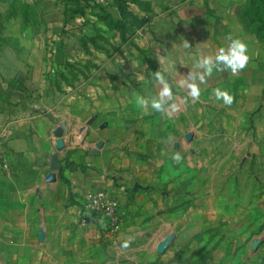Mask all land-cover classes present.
<instances>
[{
    "label": "crops",
    "instance_id": "0c3cea01",
    "mask_svg": "<svg viewBox=\"0 0 264 264\" xmlns=\"http://www.w3.org/2000/svg\"><path fill=\"white\" fill-rule=\"evenodd\" d=\"M246 1L121 0L124 15L119 0H0V264H264V244L244 257L198 240L264 222V33L245 18ZM229 34L249 45L243 71L215 72L172 117L143 114L133 93L155 95V71L175 63L165 74L182 102L176 85L191 58L214 54ZM217 87L234 95L231 106L214 98ZM216 126L239 145L226 154L205 145ZM216 152L226 160H211ZM92 190L121 202L117 234L80 224Z\"/></svg>",
    "mask_w": 264,
    "mask_h": 264
},
{
    "label": "clouds",
    "instance_id": "9594fccd",
    "mask_svg": "<svg viewBox=\"0 0 264 264\" xmlns=\"http://www.w3.org/2000/svg\"><path fill=\"white\" fill-rule=\"evenodd\" d=\"M226 46L219 47L214 54H205L200 52L198 56H193L192 63L186 75H182L177 82V87L186 93V97L182 102H178L177 96L173 92V85L166 76L165 71L169 73L175 69L176 65L170 59L167 60L168 69L165 71L157 70L152 76L158 89L155 95L144 96L139 93H133L135 104L142 110L144 115H150L151 112H158L165 118L172 117L173 114L179 112L182 103H186L190 98L193 103L200 100L201 86H207L209 80L215 72H230L237 75L243 71L250 60L249 45L238 36L229 34L225 37ZM182 48L191 49L192 45L187 41H182ZM160 63L165 62L166 57L158 54ZM213 96L217 101H222L225 106H231L235 97L226 89L219 87L213 89ZM149 109L151 111H149ZM175 138L169 137L166 144L169 148H173ZM167 153H161L166 155ZM170 159L175 164H181L183 156L180 151H173ZM134 237H128L122 247L130 246Z\"/></svg>",
    "mask_w": 264,
    "mask_h": 264
},
{
    "label": "rangeland",
    "instance_id": "374dc122",
    "mask_svg": "<svg viewBox=\"0 0 264 264\" xmlns=\"http://www.w3.org/2000/svg\"><path fill=\"white\" fill-rule=\"evenodd\" d=\"M254 2L255 0H247L246 3L244 4L243 7V13L245 14V18L249 21H251L253 23V25H255V27H259V30L261 33H264V13H260V11H258V6H256L255 4L251 3ZM257 1V0H256ZM264 5V4H263ZM28 12V10H27ZM66 65V64H65ZM215 129H213L214 135L213 138H209L206 142V144H209L211 146L216 147L215 150L218 151L219 153H225L228 150H231L233 148L234 145L238 146L239 142L237 140V137H235L236 135H231L228 134L224 128L221 126H216L214 127ZM192 136H188V142H192L193 138ZM207 150V149H205ZM214 150V151H215ZM216 152L217 156L216 158L213 156H210V159H215L216 161L223 162V160H226L227 157H223V154H219ZM224 154V155H225ZM211 163V162H208ZM257 185L261 186V191L264 190V170L262 171V173L260 174V181L257 180ZM262 199L264 198V192L262 191ZM213 231V230H212ZM242 231L241 230H237V233H240ZM252 232L251 234H249L248 232ZM244 233H246V236H226V237H217V236H213V235H207L204 236L202 238H198V240H201L202 244L204 245V248H207L208 246H210L213 250L214 249H218V247H221L220 249H226V245L235 247V253L236 255H238L239 253L241 254V256L246 255L247 252L251 251H258L260 249V247L264 244V242H261V244H259V242L261 240H263L264 238V222H254L249 229L244 230ZM211 234V233H210ZM255 244H259L257 246V249L254 250L253 245ZM171 245V244H170ZM223 246V247H222ZM209 247V248H210ZM219 249V250H220ZM211 251V249H208ZM208 255L212 256L211 252L205 253V257L207 258ZM240 256V257H241Z\"/></svg>",
    "mask_w": 264,
    "mask_h": 264
},
{
    "label": "built area",
    "instance_id": "2783aa9c",
    "mask_svg": "<svg viewBox=\"0 0 264 264\" xmlns=\"http://www.w3.org/2000/svg\"><path fill=\"white\" fill-rule=\"evenodd\" d=\"M94 1L100 5H105L110 0ZM0 156L4 157L1 148ZM4 166L8 167V164L4 163ZM122 220L121 202L108 191L92 190L83 197L80 218L82 226L95 222L103 233L115 235L121 230Z\"/></svg>",
    "mask_w": 264,
    "mask_h": 264
},
{
    "label": "trees",
    "instance_id": "16d2710c",
    "mask_svg": "<svg viewBox=\"0 0 264 264\" xmlns=\"http://www.w3.org/2000/svg\"><path fill=\"white\" fill-rule=\"evenodd\" d=\"M119 2H120V5H121L120 6L121 12L124 13V15H126V11L124 9V6H122V4H121V0H119ZM251 3L255 4L256 6H258L257 10L260 11V13H262V14L264 13V5H263L264 4V0H257V1L255 0L254 2L252 1ZM23 8H24L25 15H27L28 14L27 6H23ZM105 19L108 22V24L110 25V27L120 30L123 35L126 33L127 27L121 20H116L111 15H109L107 13L105 14Z\"/></svg>",
    "mask_w": 264,
    "mask_h": 264
},
{
    "label": "water",
    "instance_id": "95a60500",
    "mask_svg": "<svg viewBox=\"0 0 264 264\" xmlns=\"http://www.w3.org/2000/svg\"><path fill=\"white\" fill-rule=\"evenodd\" d=\"M66 130H67V125H66L65 123H63V124H61V125L55 130V135H56L57 137H62V136L64 135V133H65ZM59 147H62V146H59ZM58 167H59L58 154L55 153V154L52 156V160H51V166H50V168H51L52 171H56V170L58 169ZM49 179H50L51 181L55 179L54 172H52V173L49 174ZM171 241H172V237H171V238H168V240H167V242H166V244H165V246H164V249H166V248H168V247L170 246ZM261 242H264V238H263V240H261V241L259 242V244H261ZM259 244H255V245H253L254 250L257 249V246H258Z\"/></svg>",
    "mask_w": 264,
    "mask_h": 264
}]
</instances>
